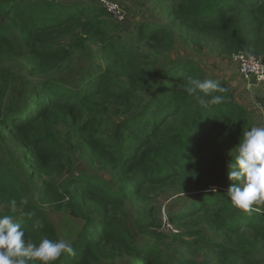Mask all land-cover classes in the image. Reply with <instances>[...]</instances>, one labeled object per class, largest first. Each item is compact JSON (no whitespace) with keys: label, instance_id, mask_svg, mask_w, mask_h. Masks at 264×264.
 Masks as SVG:
<instances>
[{"label":"trees","instance_id":"obj_1","mask_svg":"<svg viewBox=\"0 0 264 264\" xmlns=\"http://www.w3.org/2000/svg\"><path fill=\"white\" fill-rule=\"evenodd\" d=\"M158 1L171 5L166 25L145 19L121 36L122 26L108 22L105 9L82 0H0V65L18 61L37 79L27 83L10 71L0 72V144L19 148L28 180L38 184L32 190L2 156L0 215H13L25 240L36 244L58 239L40 207L63 208L84 220L71 241L75 255L63 254L56 264H101L120 256L135 264H197L174 249V258L166 255L160 244L167 237L156 232L154 214L145 212L135 222L138 233L156 238L153 244L133 237L117 220L126 203L142 199L145 188H163L183 173H198L193 181L198 193L185 209L168 216L170 224L202 217L213 233L230 238L249 229L264 245V207L229 208L225 195L232 182L220 153L233 150L248 131L246 110L231 101L221 83L225 91L212 95H222L223 101L203 108L184 91L189 78L203 80L197 64L177 63L159 73L140 50L158 57L177 39L194 48L211 44L229 58L239 51L264 57V0ZM86 42L96 48L95 64L78 78L65 76ZM138 92L147 96L142 103ZM131 99L136 110L109 138L94 134L107 105L128 110ZM259 100L264 107V98ZM180 119L189 127L185 133L158 140L164 127ZM60 128L66 131L61 134ZM72 154L89 168L107 171L113 182L96 174H72L57 183L75 168ZM25 197L28 204L22 206ZM22 208L35 217L23 215ZM35 219L42 227L33 226ZM193 226L170 241L188 251L205 245L216 258L206 264H248L247 250L235 252L230 241L207 239L195 221Z\"/></svg>","mask_w":264,"mask_h":264},{"label":"rangeland","instance_id":"obj_2","mask_svg":"<svg viewBox=\"0 0 264 264\" xmlns=\"http://www.w3.org/2000/svg\"><path fill=\"white\" fill-rule=\"evenodd\" d=\"M64 1V0H60ZM84 4L89 6L96 5L97 7L104 9L100 2L97 0H82ZM112 2L119 5V12L122 14L123 22L118 23L115 17L106 10L108 16L107 20L111 24L120 25L122 29L120 30L121 36H126L138 22L145 19H151L162 25L168 23L167 13L171 5L165 4L158 0H111ZM66 3V2H62ZM67 43V42H66ZM83 48L79 49L78 52L70 60V65L67 70L64 71L65 76H73L78 78L87 69L91 68L94 63V52L95 46L92 43H83ZM142 54L150 58L155 66L156 70L161 73L168 70L171 66L177 63H187L192 62L197 64L201 69V74L199 78L202 79H215L221 84L225 85L230 91V99L236 104L243 107L249 119V128L253 126H264V107L259 106L260 100L264 98V83L261 86H255L252 83H247L242 80L238 68L230 61L229 56H222L218 51L212 47L211 44H201L200 46L194 48L189 45H183L181 41L177 39L174 41L172 48L163 53L162 55L155 57L151 52L145 51L142 47ZM10 71L20 79H25L27 83L36 82L37 79L27 75L26 70L22 67V64L15 61L11 64L0 65V72L7 73ZM20 79L16 80L17 86ZM9 97L12 96L11 92ZM139 102H144L147 98L146 94L138 92L135 94ZM135 101L130 100L128 105V110L118 107L115 104L107 105L104 110L102 117L98 119V125L93 127L95 135L102 136L104 138H109L115 127L121 123L127 116L133 112L135 108ZM189 127H186V122L184 120H178L172 124L164 127L163 131L158 137V140L163 138H168L172 136L177 131H182L185 133ZM66 130L63 128L59 129L62 134ZM4 151L0 153V159L2 156L6 158L9 166L13 169L22 180L27 183L32 190L36 189L38 185L37 182H30L25 174L24 163L22 161V155L20 150L16 146L1 145ZM232 149H225L221 151L222 162L228 163L231 159L229 153ZM234 155V153H233ZM72 159L75 165L73 171L68 174L66 173L63 177L58 179L57 183L64 184L70 175L77 176L80 174H96L101 175L108 180L113 182L110 174L107 171H100L96 168H89L88 164L85 163L77 154H72ZM106 173L107 175H105ZM198 173H183L179 178L172 183L168 184L163 188L156 190H150L145 188L142 191V199H138L134 202H128L117 214V220L120 224L130 231L133 237L146 240L149 243H156V238L152 236H143L138 233L135 222L148 212L157 218L159 221V227L156 232L165 235L167 237L160 244V248L166 253V255H173L172 249L179 251L182 256L194 258L197 264H206V261L212 260L216 261V258L209 252V249L205 245H199L193 251L185 250L176 244H173L170 237L183 232V230L193 228V221L198 225L199 228L203 229V235L207 239L215 240L219 243H224L225 241H230L232 248L235 252H241L242 249L247 250L249 253L246 256L248 264H263L264 262V245L253 236L249 229H243L236 236L226 238L220 234L213 233L212 230L206 225L202 220V217L196 220L184 221L177 225H172L168 221V216L181 212L185 209L191 200L198 193V183L195 181V176ZM41 185V182L39 183ZM231 203L228 204L230 208ZM253 207H264V203L259 205H254ZM46 217L48 222L54 227L57 238H64L72 241L76 234L81 230L84 225V220L74 217L69 211L63 208L54 209L51 206H42L39 208ZM149 210V211H148ZM1 211V208H0ZM207 215L212 214V211H206ZM150 215V216H151ZM207 230V231H205ZM259 246V247H258ZM239 255V254H238ZM240 256V255H239ZM136 262L128 259L126 256L116 257L114 259H107L101 262V264H135Z\"/></svg>","mask_w":264,"mask_h":264},{"label":"clouds","instance_id":"obj_3","mask_svg":"<svg viewBox=\"0 0 264 264\" xmlns=\"http://www.w3.org/2000/svg\"><path fill=\"white\" fill-rule=\"evenodd\" d=\"M184 91L200 106L208 108L223 101L222 95L212 93H223L225 88L215 79L189 78ZM208 96L211 98L205 99ZM229 155L227 178L232 183L225 195L234 208L252 211L254 205L264 203V126H253L245 131ZM20 204L26 206L28 199L23 198ZM11 209L17 210V201H11ZM21 211L29 218L35 217L34 212L23 208ZM33 226L42 227L41 221L35 219ZM63 254L75 255L70 240L44 238L39 244L29 242L13 215H0V264H56Z\"/></svg>","mask_w":264,"mask_h":264},{"label":"built area","instance_id":"obj_4","mask_svg":"<svg viewBox=\"0 0 264 264\" xmlns=\"http://www.w3.org/2000/svg\"><path fill=\"white\" fill-rule=\"evenodd\" d=\"M101 6L108 10L114 17L116 22L121 23L122 14L119 12V5L111 0H97ZM230 61L238 68L239 74L243 81L252 83L255 86H261L264 83V57L248 54L239 51L230 56ZM259 106L261 104L259 103Z\"/></svg>","mask_w":264,"mask_h":264}]
</instances>
